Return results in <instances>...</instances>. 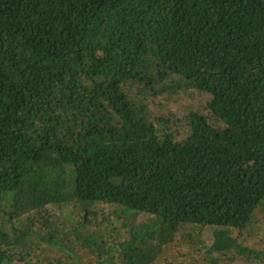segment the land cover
<instances>
[{"label":"trees","instance_id":"trees-1","mask_svg":"<svg viewBox=\"0 0 264 264\" xmlns=\"http://www.w3.org/2000/svg\"><path fill=\"white\" fill-rule=\"evenodd\" d=\"M0 264H264V0H0Z\"/></svg>","mask_w":264,"mask_h":264},{"label":"rangeland","instance_id":"rangeland-1","mask_svg":"<svg viewBox=\"0 0 264 264\" xmlns=\"http://www.w3.org/2000/svg\"><path fill=\"white\" fill-rule=\"evenodd\" d=\"M185 97L176 96L174 97L173 101L171 102L170 108L174 111H183L185 105L189 104V101Z\"/></svg>","mask_w":264,"mask_h":264}]
</instances>
